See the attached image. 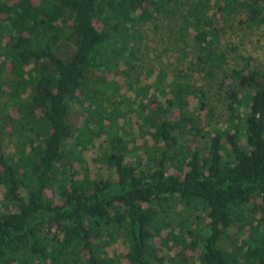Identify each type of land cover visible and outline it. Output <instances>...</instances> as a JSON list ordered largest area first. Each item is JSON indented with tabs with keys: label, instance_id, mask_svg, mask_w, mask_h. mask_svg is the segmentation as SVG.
Instances as JSON below:
<instances>
[{
	"label": "trees",
	"instance_id": "16d2710c",
	"mask_svg": "<svg viewBox=\"0 0 264 264\" xmlns=\"http://www.w3.org/2000/svg\"><path fill=\"white\" fill-rule=\"evenodd\" d=\"M238 24L264 0H0V264H264Z\"/></svg>",
	"mask_w": 264,
	"mask_h": 264
},
{
	"label": "rangeland",
	"instance_id": "374dc122",
	"mask_svg": "<svg viewBox=\"0 0 264 264\" xmlns=\"http://www.w3.org/2000/svg\"><path fill=\"white\" fill-rule=\"evenodd\" d=\"M229 38L235 46H238V49L242 54H251V56L255 59L253 63L256 65L259 64L262 69H264V27L252 30L246 26L238 24L234 31H229L228 34L226 33L225 39L227 40ZM152 46H157L159 50L162 48L161 43L158 45L153 44ZM239 63L240 61L235 58H233V60L230 59L227 64V68H236ZM147 64L148 62H146V66ZM86 153L91 154V152Z\"/></svg>",
	"mask_w": 264,
	"mask_h": 264
}]
</instances>
